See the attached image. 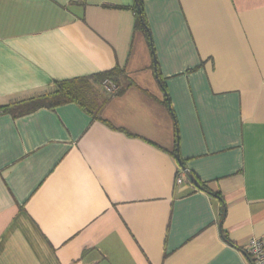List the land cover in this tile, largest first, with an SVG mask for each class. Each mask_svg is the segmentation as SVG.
Returning <instances> with one entry per match:
<instances>
[{
	"label": "crops",
	"instance_id": "0c3cea01",
	"mask_svg": "<svg viewBox=\"0 0 264 264\" xmlns=\"http://www.w3.org/2000/svg\"><path fill=\"white\" fill-rule=\"evenodd\" d=\"M139 1L149 38L135 0H0V264H251L264 242V0ZM113 70L94 114L5 110Z\"/></svg>",
	"mask_w": 264,
	"mask_h": 264
},
{
	"label": "trees",
	"instance_id": "16d2710c",
	"mask_svg": "<svg viewBox=\"0 0 264 264\" xmlns=\"http://www.w3.org/2000/svg\"><path fill=\"white\" fill-rule=\"evenodd\" d=\"M133 9L136 14L137 27L142 28L148 36V30L142 13V5L139 0H135ZM117 73V70H113L95 75L90 79L82 78L54 82V90L52 92L20 101L14 106L7 107L5 110L13 109L19 114H26L41 108L54 109L65 104H76L87 113L94 114V112L100 111L101 106H97L94 101V87L88 84L89 81L91 80L96 86H99L104 80L114 81ZM186 182L191 185L189 180L186 179ZM216 195L219 196L218 194Z\"/></svg>",
	"mask_w": 264,
	"mask_h": 264
},
{
	"label": "built area",
	"instance_id": "2783aa9c",
	"mask_svg": "<svg viewBox=\"0 0 264 264\" xmlns=\"http://www.w3.org/2000/svg\"><path fill=\"white\" fill-rule=\"evenodd\" d=\"M104 86L108 90H114L115 86L109 84L108 81L104 82ZM183 174L177 176L175 182L180 185L183 183ZM245 253L248 256L251 264H264V242L259 238H251L246 244Z\"/></svg>",
	"mask_w": 264,
	"mask_h": 264
},
{
	"label": "water",
	"instance_id": "95a60500",
	"mask_svg": "<svg viewBox=\"0 0 264 264\" xmlns=\"http://www.w3.org/2000/svg\"><path fill=\"white\" fill-rule=\"evenodd\" d=\"M178 164L180 166V168L182 169V171L184 172V174L187 176L189 182L193 185L198 187V184L196 182V180L194 179V177L186 170V168L182 165V162L180 159H178Z\"/></svg>",
	"mask_w": 264,
	"mask_h": 264
}]
</instances>
